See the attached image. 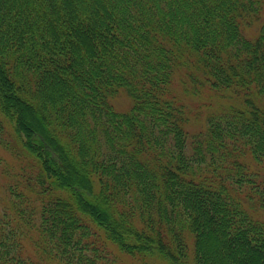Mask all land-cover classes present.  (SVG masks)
<instances>
[{
	"label": "trees",
	"instance_id": "trees-1",
	"mask_svg": "<svg viewBox=\"0 0 264 264\" xmlns=\"http://www.w3.org/2000/svg\"><path fill=\"white\" fill-rule=\"evenodd\" d=\"M0 147V264H264V0H0Z\"/></svg>",
	"mask_w": 264,
	"mask_h": 264
},
{
	"label": "rangeland",
	"instance_id": "rangeland-1",
	"mask_svg": "<svg viewBox=\"0 0 264 264\" xmlns=\"http://www.w3.org/2000/svg\"><path fill=\"white\" fill-rule=\"evenodd\" d=\"M259 32V25H253L246 29L248 37H255ZM179 79V78H178ZM182 80V79H181ZM174 93L182 100L190 112L191 121L188 126L190 132L195 133L206 128V120L209 112H219L225 100L216 95L213 91L203 89L195 94L186 93L181 83L174 85ZM112 104L118 112H128L132 106V101L125 92H120L112 99ZM9 138V137H8ZM0 210L9 202L6 188L13 180V172L19 167V161L11 155L8 150L0 147ZM0 160V161H1ZM9 169L11 173L6 172ZM8 173V174H7ZM264 216V212L261 213ZM125 258L124 256H122Z\"/></svg>",
	"mask_w": 264,
	"mask_h": 264
}]
</instances>
